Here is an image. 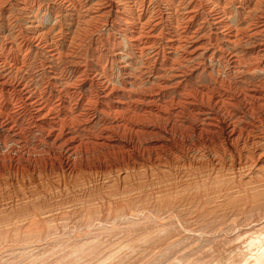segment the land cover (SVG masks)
I'll list each match as a JSON object with an SVG mask.
<instances>
[{"label": "bare ground", "instance_id": "bare-ground-1", "mask_svg": "<svg viewBox=\"0 0 264 264\" xmlns=\"http://www.w3.org/2000/svg\"><path fill=\"white\" fill-rule=\"evenodd\" d=\"M0 264H264V0H0Z\"/></svg>", "mask_w": 264, "mask_h": 264}]
</instances>
